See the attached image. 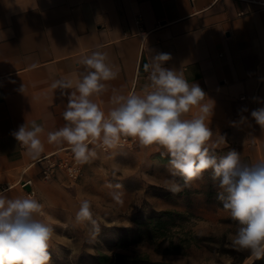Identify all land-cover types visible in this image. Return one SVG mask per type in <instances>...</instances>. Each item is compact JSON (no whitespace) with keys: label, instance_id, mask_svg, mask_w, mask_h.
<instances>
[{"label":"crops","instance_id":"crops-1","mask_svg":"<svg viewBox=\"0 0 264 264\" xmlns=\"http://www.w3.org/2000/svg\"><path fill=\"white\" fill-rule=\"evenodd\" d=\"M94 51L106 53L118 73L90 97L105 113L116 106L114 95H143L150 85L143 65L150 55L170 53L164 66L198 84L202 104L211 108L214 101L205 120L210 129L253 163L264 160V129L251 117L264 107V0H0V191L10 198L25 195L28 178L40 200L59 189L41 178L38 162L70 147L47 139L66 123L67 96L51 84L71 79L74 91L81 59ZM198 114L193 107L186 118ZM241 115L247 122H239ZM33 122L44 129L37 159L11 135Z\"/></svg>","mask_w":264,"mask_h":264},{"label":"clouds","instance_id":"clouds-1","mask_svg":"<svg viewBox=\"0 0 264 264\" xmlns=\"http://www.w3.org/2000/svg\"><path fill=\"white\" fill-rule=\"evenodd\" d=\"M171 58L170 53L164 52L150 55V62L143 65L150 81L143 95H114L112 103L116 106L107 113L90 97L105 91L104 82L116 79L118 73L108 62L106 53L94 51L82 58L80 63L84 70L74 91L71 79L61 78L51 84L52 89L61 90V96H67V104L63 112L66 123L48 133V142L67 143L80 164L96 157L90 144L114 148L122 138H132L141 146L155 145L162 157H169L167 167L172 179L167 190L173 195L211 170L216 199L230 213L231 219L238 222L232 246L238 251H248L253 260H260L264 258V160L242 161L235 150L223 157L215 154V149L226 145L227 140L205 123L212 115L214 101L211 108L202 104L206 94L201 87L189 84L182 71L164 66ZM68 89L71 92L65 91ZM23 90L24 85L20 88ZM193 107L199 108V114L186 118ZM251 117L264 129V107L252 110ZM247 120L241 115L239 122ZM43 132V127L33 122L31 128L21 125L11 135L26 149L27 155L37 159L44 151L39 138ZM107 187L122 188L121 184L111 182ZM121 195L118 191L111 193L118 202ZM42 208L34 197L10 198L6 191H0V264H51L49 242L54 230L37 219ZM75 221L91 224L98 234L99 224L93 219L88 200L80 202Z\"/></svg>","mask_w":264,"mask_h":264},{"label":"rangeland","instance_id":"rangeland-1","mask_svg":"<svg viewBox=\"0 0 264 264\" xmlns=\"http://www.w3.org/2000/svg\"><path fill=\"white\" fill-rule=\"evenodd\" d=\"M92 149L96 157L84 164L76 180L65 174L45 180L59 183V189L48 200L34 197L43 205L37 219L54 230L51 264H101L100 255L109 256L107 264H135L131 260L138 257L164 264H264V258L253 260L248 251L232 246L238 222L216 199L211 170L173 195L167 190L169 157H162L157 146L135 140L106 149L97 143ZM233 150L253 163L233 143L215 154L223 157ZM109 182L122 188H109ZM114 191L122 194L119 202L111 196ZM85 199L99 224L97 235L91 224L75 221Z\"/></svg>","mask_w":264,"mask_h":264},{"label":"built area","instance_id":"built-area-1","mask_svg":"<svg viewBox=\"0 0 264 264\" xmlns=\"http://www.w3.org/2000/svg\"><path fill=\"white\" fill-rule=\"evenodd\" d=\"M136 21L139 22L140 18L138 17ZM134 142L135 140L132 138H122L119 144H132ZM38 162L40 164L39 175L44 180L58 178L61 174H65L69 178L76 180L80 176L84 166V164L76 162L70 147L46 154L39 158ZM27 185L30 187L26 190L25 196L35 197L36 190L32 178H28L22 183L24 187Z\"/></svg>","mask_w":264,"mask_h":264},{"label":"trees","instance_id":"trees-1","mask_svg":"<svg viewBox=\"0 0 264 264\" xmlns=\"http://www.w3.org/2000/svg\"><path fill=\"white\" fill-rule=\"evenodd\" d=\"M119 257H124V255H119ZM96 259L101 263V264H107L109 256L108 255H100L98 257H96ZM131 261H133L135 264H164L161 262H156V261H152L149 260L148 258H144V257H138L136 259H132ZM115 264H120L119 262H116Z\"/></svg>","mask_w":264,"mask_h":264}]
</instances>
